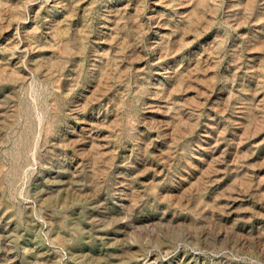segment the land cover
Masks as SVG:
<instances>
[{
	"label": "rangeland",
	"instance_id": "obj_1",
	"mask_svg": "<svg viewBox=\"0 0 264 264\" xmlns=\"http://www.w3.org/2000/svg\"><path fill=\"white\" fill-rule=\"evenodd\" d=\"M0 264H264V0H0Z\"/></svg>",
	"mask_w": 264,
	"mask_h": 264
}]
</instances>
